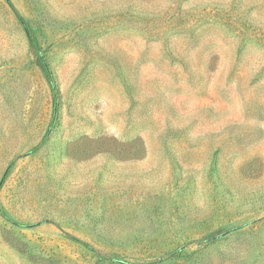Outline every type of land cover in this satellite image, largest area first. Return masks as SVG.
Here are the masks:
<instances>
[{"label":"rangeland","instance_id":"rangeland-1","mask_svg":"<svg viewBox=\"0 0 264 264\" xmlns=\"http://www.w3.org/2000/svg\"><path fill=\"white\" fill-rule=\"evenodd\" d=\"M10 2L0 264H264V0Z\"/></svg>","mask_w":264,"mask_h":264},{"label":"trees","instance_id":"trees-1","mask_svg":"<svg viewBox=\"0 0 264 264\" xmlns=\"http://www.w3.org/2000/svg\"><path fill=\"white\" fill-rule=\"evenodd\" d=\"M6 1L10 5V7L13 9V12H14L16 18H17L20 26L22 27L25 35H26L28 46H29L31 52L33 53V55L35 57L36 64L39 66V68L41 69V71L44 74V77H45V80L47 82L48 89H49V92H50V96H51V106H52L51 122H53L56 119V116L58 115L59 98H60V95H61L57 79H56V77H55V75H54V73L52 71V68H51L50 64L48 63V61L46 60V58L44 56V52H43L42 47L40 45L39 35L29 25L27 20H25V18L23 16H21L19 11L14 8V6L10 2V0H6ZM48 132H49V129H47L46 134ZM44 138H45V136L43 137V139ZM10 165H12V162L10 163ZM7 173H8V170H6L3 173V175L1 176L0 187L3 184V182L5 181ZM0 214L7 221H9V222H11L13 224H16V225H19V226H31V224H18L17 222H15L11 218H9V216H7L6 213H4V211L2 210L1 207H0ZM67 235L74 242H76V243L80 244L81 246L91 250L100 261H108V262H119V261H121L120 258L117 255H115V254L102 253V252L98 251L95 247L90 245L88 242H86L85 240H83V239H81L79 237L73 236L71 234H67ZM204 241H205V239L204 240H199V242H201V243L204 242ZM173 253L174 252H170V253L167 254V256H174Z\"/></svg>","mask_w":264,"mask_h":264}]
</instances>
